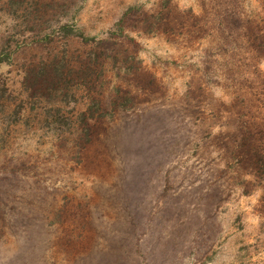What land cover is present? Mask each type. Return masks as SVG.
<instances>
[{
  "label": "rangeland",
  "instance_id": "rangeland-1",
  "mask_svg": "<svg viewBox=\"0 0 264 264\" xmlns=\"http://www.w3.org/2000/svg\"><path fill=\"white\" fill-rule=\"evenodd\" d=\"M0 53V264H264V0H0Z\"/></svg>",
  "mask_w": 264,
  "mask_h": 264
},
{
  "label": "trees",
  "instance_id": "trees-1",
  "mask_svg": "<svg viewBox=\"0 0 264 264\" xmlns=\"http://www.w3.org/2000/svg\"><path fill=\"white\" fill-rule=\"evenodd\" d=\"M56 34L61 35V36H73V37H77L79 39H81L82 41H90L92 40V38L86 37L81 31L80 29H78L77 27H73L72 25H69L67 23L61 24L60 26H58V29L55 31ZM8 56L7 55H2V53H0V62H6L8 61ZM84 114L82 113L81 116H83ZM80 116V115H79ZM102 116V115H100ZM59 124V120L55 121V126H58ZM87 134L88 132L85 131ZM88 138V137H87ZM257 156V162L260 165H264V161H263V157L264 155L259 153H254Z\"/></svg>",
  "mask_w": 264,
  "mask_h": 264
}]
</instances>
